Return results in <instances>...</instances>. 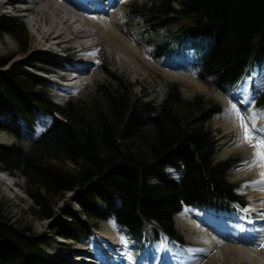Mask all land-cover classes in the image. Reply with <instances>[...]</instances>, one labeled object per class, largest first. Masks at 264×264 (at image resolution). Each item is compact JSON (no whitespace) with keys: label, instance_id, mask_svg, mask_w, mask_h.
<instances>
[{"label":"trees","instance_id":"trees-1","mask_svg":"<svg viewBox=\"0 0 264 264\" xmlns=\"http://www.w3.org/2000/svg\"><path fill=\"white\" fill-rule=\"evenodd\" d=\"M137 7L147 9L144 17L152 30L170 23L173 15L187 18L183 33L198 48V77L210 78L224 94L257 61L264 62V0H150ZM0 32H9L20 50H27V29L16 17L0 14ZM157 43L158 56L177 54L183 45L171 36ZM12 57L0 55V114L9 113L0 129L30 138L28 146L23 140L0 145V167L21 172L35 185L30 196L40 218L52 216L55 193L80 188L81 215L113 219L137 237L157 239L161 233L181 236L174 216L185 207L245 206L238 182L228 177L233 163L215 157L216 141L207 123L222 109L214 100L199 94L186 98L176 82L165 84L158 102L121 85L97 83L87 96L61 104L39 87L43 76L32 69L38 60L57 63L55 55L37 49L21 59ZM253 103L264 108V91ZM43 113L51 121L34 134ZM47 155L77 167L54 164ZM67 215L55 227L73 235V215ZM42 244L39 234L0 208V264H33L44 254Z\"/></svg>","mask_w":264,"mask_h":264},{"label":"bare ground","instance_id":"bare-ground-1","mask_svg":"<svg viewBox=\"0 0 264 264\" xmlns=\"http://www.w3.org/2000/svg\"><path fill=\"white\" fill-rule=\"evenodd\" d=\"M129 1L0 0V8H6L5 11L9 12L24 11L23 14L30 18L28 22L30 23L34 40L37 43L43 44L46 49L53 48V44H55L59 47L58 49L68 51L65 57L67 58L65 66H62L60 71H56V69H51V71L58 76L66 77L69 82H60L61 89L63 92H70L83 88L96 78L97 72L94 71L96 73L91 74V71L92 67L101 66V63H98L99 61L97 60L101 48L107 57L114 61L117 68L122 70L136 71L139 74L146 66L151 67L147 60L148 50L139 46L141 44L140 41L135 39L130 34V30L126 28L129 18L126 15L127 12L122 10V7L128 6ZM19 2L27 3V5L25 8H21L18 4ZM7 7H11V9L8 10ZM73 47L76 48V55L71 52ZM54 65H59L60 69L59 61ZM46 72L44 75L48 77ZM40 74L43 75V72ZM163 76L166 79H177L188 85L193 83L201 89L206 87L205 84L197 82L194 77L189 75L164 71ZM43 80L47 81L44 77ZM222 94L216 93V98L225 107L222 122L224 135L220 141V147L227 144L233 150L248 154L249 169L242 171L240 175L253 173L259 181L264 168H261L255 161L257 149L250 143L241 142L243 134L241 125L244 122H249L250 128L253 127V124L255 125L254 131L264 130V119L261 118L259 121L251 119L253 111L251 110V102L246 90H239L233 96L237 101L235 105L239 109V115L232 109L234 102H231ZM246 99L248 103H244ZM241 116L243 120L240 119ZM256 134L260 135L262 133L256 131ZM257 186L262 191L258 197L264 198V183H257ZM250 207L256 206L252 204ZM195 208L197 210L204 209L202 210L203 213H200L201 215L188 214L182 216L184 218L182 221L180 220V223L183 228L192 230L197 239L206 242L205 250H210L207 253L189 250L188 244L184 242L185 240H183L182 236L175 237L161 233L157 239L137 237L126 227L116 222L117 227H113L109 221L105 220L104 223L94 221L91 227H86L81 232L74 230L73 235L80 242L71 239L72 242L62 245H59L56 241V244H48L55 250L58 261L55 262L56 259L54 258V262H52L50 258L46 264H234L232 263L234 259L235 264H237L244 254L253 252L247 248L248 245H244L254 243L263 236V234L259 233V227H255V225L252 232H247L240 230V226L229 228L227 223H222L225 219L219 216V212L220 214L226 213L229 216L241 211L243 209L241 207L240 209L234 207L230 210H221L214 207ZM182 210L177 212L174 218ZM247 219V217H244V223L248 225L247 227H250V222ZM109 220L114 221L113 219ZM225 221L227 222V220ZM232 224L237 225L238 223L236 224L234 219ZM56 233L57 230L53 231V234H49L50 238H53ZM162 236H166V238L159 242L158 240ZM121 237L125 238L126 244L121 242ZM134 237L141 244L142 242L150 243L154 248L141 249V244L138 241L133 243L132 238ZM73 242H77L78 245ZM163 245H166V247ZM211 247H218L220 251H211ZM55 256L51 255V257Z\"/></svg>","mask_w":264,"mask_h":264},{"label":"rangeland","instance_id":"rangeland-1","mask_svg":"<svg viewBox=\"0 0 264 264\" xmlns=\"http://www.w3.org/2000/svg\"><path fill=\"white\" fill-rule=\"evenodd\" d=\"M20 3L22 2H19L18 4L20 5ZM149 3L150 0H130L128 6L126 5L122 7V10L127 12L126 15L129 18V21L126 24V28L130 30V34H132L135 39L140 41L141 44L139 46L144 47L148 50L147 60L151 64V67L146 66L144 70H141L142 72L139 74L136 71L132 72L117 68L114 61L110 60V58L107 57L106 53L102 51L101 48L99 50L100 55L98 56L97 60L99 61L98 63H101V66H104H94L92 67L91 71V74L97 72L96 78H94L81 89L72 90L70 92H63L61 89L62 86L60 85V82H57L55 80L56 73L54 74L51 69H56V71H60L62 66H65V62L67 61V58L65 57L68 51L61 49L59 50V47H56L55 44H53V48L46 49L43 44L37 43L34 40V35L31 31V28L27 24L29 22H26L30 18L25 20L24 17L16 13L18 11H15V13L5 11L6 8H0V14L14 16L25 24L28 33V43L27 50L21 51L19 44L12 36V34H10L9 32H0V55H8L9 53H12L13 57L11 58V61L24 58L25 53L37 49L48 51L55 55L58 61L60 62V69L59 65H54L56 63L53 64L51 62H43L40 60L34 62V67L32 69L38 71L39 73L43 72L42 76L46 78L47 81H44V83H42V85H40L39 87L46 92V95H48L50 99L61 104L69 98L87 96L88 93L94 90L97 83L104 84L106 86L121 85L125 91L127 90L133 94H136L137 96L142 97L143 99H153L158 102L164 97L165 84L169 82L178 83L182 95L186 98H192L195 95L199 94L204 96L205 98H210L217 102L220 105L222 111L221 113L214 115L213 118L207 123V126L214 135V140L216 141L215 157L217 159H230V161L233 163L229 170L228 177L230 180L238 182L237 192L246 199V203L243 209H241V211L239 212L230 214L231 217L230 215L228 216V214L226 213L220 214L219 212L218 214L220 217H223V219L227 220V222L224 220V222L222 223H227V226L229 228H235L240 226V230L252 232L254 229V225L255 227H259V233L263 234V236L258 238L257 241L254 243L252 242L246 245L243 244L244 246L250 245L249 247L247 246V248L251 249L253 252L244 254V256L239 259L240 261L237 264H264V247L260 246L261 243L264 242V198L258 197L259 195H261L262 191L258 188L257 183H253L255 181H258V178L253 173H245L244 175H240L242 171L249 169V163H245V161L249 162L248 154L242 153L238 150H233L230 148L231 146L227 144H225L226 146L224 145L220 147V141L222 139V136L224 135V127L222 126V122L225 107L223 106L222 102L216 98V93L219 92L221 94L222 92L212 86L210 78L201 80L198 77V67L195 64L196 52L198 51V48H196L194 44L191 43V37L186 33H183V27L186 26L188 19L177 18L173 15L170 17L172 20L170 23L162 27H157L156 30H152L151 21L147 22L146 18L144 17V12H146L147 9L145 7H137L138 5ZM174 4L176 6H179V1L175 2ZM7 9L10 10L11 7H7ZM159 19L161 18L159 17ZM159 19L156 18L155 21ZM166 36L176 38V40L178 41L181 40L183 45L182 47H180V50L177 54L165 52L158 56L156 54L154 46L158 44L157 42L160 39L165 38ZM75 50L76 48H71V52H73V54L76 52ZM76 54L77 53H75V55ZM171 62L173 63L168 64ZM164 71L189 75L191 77H194L197 82L205 84L206 87L205 89H201L193 83H191V85H188L183 82H180L177 79H166L163 76ZM45 72L48 77L44 75ZM239 90H246L248 92L249 99L251 102V110L253 111V114L255 113L258 117L256 118V120L259 121L261 118L264 119V108L262 106H257L253 103V100L258 95V92L264 91L263 61H257L254 64L253 68L248 73L243 75L241 81L234 87V89L229 94L223 93L222 95L226 96L231 102H234V104H236V98H234L233 96H235L239 92ZM8 117L9 115L7 111H4L3 114H0V120L3 123L8 122ZM51 118V115L45 113L41 114L39 120L36 122V125L34 127V134H38V128H44L48 126L51 121ZM29 138L30 135L28 133L23 134L22 138H19L13 135L12 133L8 132L7 130L0 129V145H11L13 143L20 142V140H23L24 145L28 146ZM131 143L135 144L133 140L131 141ZM46 157H48V161L60 166H69L72 168L77 167L76 164H73L69 161L55 159L50 155H47ZM168 173L172 176L174 175L175 177H177L174 173V170L172 169H169ZM7 179L9 180V178ZM23 182L24 184L20 191H23L22 193H24V196H21L22 199H20L18 197V194L21 195L19 188L15 189L11 187V185L6 182L4 174L0 173V208L2 209L4 214L8 215V217L12 219V221L14 220L18 223L24 224L26 227H29L31 231L39 234L42 239L45 240L46 243L42 244L41 246L45 252L44 256H46L44 260L47 259L45 262H49L48 259L50 258L52 259V262H54V258L56 259L57 257L55 250L49 245L56 244L55 241L58 240V237L56 234H54L53 238H50L49 234H53V231L56 230L60 231L55 227V225L57 224L59 219H69L67 214L73 215V227L76 232H81L86 227H91V224L94 221H97L99 223H104L105 220L109 222L112 221L109 219H99L81 215L82 207L77 201L78 197H81L80 191L83 190L80 188L71 191L55 193L52 198V202L54 203L52 216L49 218L42 219L37 213L36 202L32 200L30 196V193H34L35 191V185H33V183L30 184L26 177ZM12 184L16 183L13 181ZM252 204L256 207H250V205ZM244 209H247V211H243ZM202 210H197L195 206L185 207L183 208L182 212L175 217L174 222L177 230H179L181 236L183 237V240H185L184 242L188 244L187 247L189 250H198L207 253V251L210 250H205L206 242L202 241L201 239H197L192 230L183 228L182 224L180 223L184 218L182 216H186L188 214L201 215L200 213H203ZM244 217L248 218L247 221L250 222V227L253 226L252 228L247 227L248 225L244 223ZM234 219L236 224L238 223L237 225L232 224V222H234ZM163 238H166V236L160 237L158 241L160 242ZM68 240L71 241V239ZM132 241L134 243L138 240L134 237L132 238ZM139 244L141 243L139 242ZM140 247L141 249L154 248L153 245H150V243L144 242H142ZM211 251L219 252L220 249L218 247H211ZM51 255L56 256L51 257ZM56 261L58 260L56 259L55 262ZM232 263L235 264V259L232 261ZM33 264L45 263H42V261H38L37 263L34 262Z\"/></svg>","mask_w":264,"mask_h":264},{"label":"snow or ice","instance_id":"snow-or-ice-1","mask_svg":"<svg viewBox=\"0 0 264 264\" xmlns=\"http://www.w3.org/2000/svg\"><path fill=\"white\" fill-rule=\"evenodd\" d=\"M244 103H248V100L246 99L244 101ZM232 109L234 111H236L237 115H239V109L237 108V106L235 104L232 105ZM256 118H258V117L254 113L251 119L255 120ZM240 119L243 120V117L241 116ZM46 123H47V121H46ZM241 126L243 129L241 142L242 143H244V142L250 143L253 145V147H255L257 149L256 154H255V161L261 168H264V130H256V131H259L262 133L260 135H257L256 131H254V128H255L254 124H253L252 128L249 127V122H244V123H242ZM43 130H44L43 128H38L37 133H39ZM245 163H249V162L245 161ZM253 183H264V172L261 173V179L259 181H255ZM243 211H247V209H244ZM110 223L113 225V227H117L115 224V221H110ZM121 242L123 244L127 243V241L123 237H121ZM163 246L166 247V245H163ZM260 246L264 247V242H262Z\"/></svg>","mask_w":264,"mask_h":264}]
</instances>
